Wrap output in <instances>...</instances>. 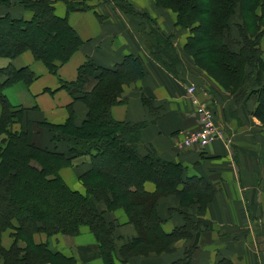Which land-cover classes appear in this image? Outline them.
I'll return each mask as SVG.
<instances>
[{
    "label": "trees",
    "instance_id": "obj_1",
    "mask_svg": "<svg viewBox=\"0 0 264 264\" xmlns=\"http://www.w3.org/2000/svg\"><path fill=\"white\" fill-rule=\"evenodd\" d=\"M57 1L64 4L66 12L89 7L84 0H21L19 4L30 12L29 18L13 17L9 13L0 15V58H15L29 50L56 74L58 67L82 44L67 17L55 13ZM112 2L124 13L148 19L150 23L140 29L144 44L167 71L177 74L180 60L176 49L153 20L136 11L127 0ZM155 2L173 10L176 25L190 30L184 51L193 57L197 67L238 101L255 96L258 104L252 114L264 125V57L260 47L264 36V0ZM62 38L66 40L64 43ZM144 72L141 59L127 54L113 67L87 59L78 67L74 80L59 79V88L66 90L73 100H82L87 109L81 119H76L70 110L62 124L39 121L51 134L52 145L47 147L31 141L29 121L23 116L26 107L11 105L4 93L18 83L30 84L34 72L29 66L0 67V133L5 134L0 140V260L3 264H71V258L50 249L47 242H34L33 234L75 236L82 226H87L99 243L104 263L114 264L115 224L98 209L99 202L105 203L108 210L122 208L136 227L137 236L119 249L121 264L131 256L161 253L177 240L190 239L202 226L207 227L196 215L206 210L215 187L203 177L186 176L180 162L165 158L151 145H145L141 137L144 121H120L112 116V107L120 102L117 94L122 85L141 79ZM89 83L91 88L86 89ZM151 100L141 95L144 105L151 106ZM14 122H23L19 132H5L4 128L8 124L12 128ZM82 155L90 156L89 167L79 175L84 194L71 189L58 172L62 165L71 164ZM143 168L148 172H141ZM146 181L154 183V191L145 189ZM168 195H174L180 206L168 208V215L185 211H181L183 222L165 231L163 223L168 216L159 212L158 200ZM193 208L194 214L187 212ZM6 229H11L15 237L8 248L1 244ZM19 241L24 246L18 245ZM195 251L196 247L186 246L182 256L170 264H196ZM212 264L233 263L228 258H219Z\"/></svg>",
    "mask_w": 264,
    "mask_h": 264
},
{
    "label": "crops",
    "instance_id": "obj_2",
    "mask_svg": "<svg viewBox=\"0 0 264 264\" xmlns=\"http://www.w3.org/2000/svg\"><path fill=\"white\" fill-rule=\"evenodd\" d=\"M128 1L136 11L148 14L158 30L170 38L180 60L177 74L167 71L144 47L138 34V24H134L138 19L135 21V17L123 13L109 1L95 0L90 10L70 13L65 11L61 3H57L56 13L66 16L69 24L84 40L80 51L58 67L56 74L51 73L40 60H36L29 50L15 58H0V67L10 64L16 68L29 66L32 71L36 70L37 77L28 84L35 94V104L13 105L26 107L23 116L29 121L31 141L50 147V136L39 132L36 126L39 121L62 124L69 117L70 110H73L76 119H80L86 112L87 107L82 100H73L66 90L59 88V79L74 80L77 67L86 59L104 67H113L127 54L138 56L144 67V76L123 86L119 99L125 102L114 106V116L116 114L117 119L124 121H144L141 137L145 145H151L165 158L180 162L185 167L186 176L206 179L215 187V192L206 210L198 215L201 224L207 225L206 228L202 226V230L194 233L192 238L179 239L161 253L131 256L124 264H170L180 258L184 248L189 245L196 247L193 256L196 264H212L219 258H228L233 264H264L263 245L260 247L253 244V227L257 218L263 224L264 233V125L252 114L258 104L255 96L238 101L234 94L196 66L193 57L184 51L190 30L176 25V13L173 10L158 6L155 0ZM5 13L13 17L30 16L21 6L16 11L8 7L0 10V15ZM260 46L264 51V36ZM189 83L195 85V98L212 108L216 122L225 129L224 138H215L203 150H178L174 140L177 132L197 126L192 96L186 92ZM91 85L89 83L86 89H90ZM142 94L152 98L151 106L141 102ZM21 123L14 122L12 127L19 130ZM73 164V168H63L59 174L72 189L80 190L82 186L77 171L89 167L90 156L79 157L73 160ZM144 187L147 191L155 190L151 181H146ZM254 200L255 204L263 207L259 217L246 213ZM97 206L104 211L106 219L115 224V250L112 257L114 264H121L119 249L137 236L136 227L122 208L108 210L103 202ZM170 207L180 208L174 195L158 200L161 214H167ZM167 216L163 223L165 231L182 222L181 218L178 220L176 212ZM33 240L36 243L47 242L52 250L71 258V264H105L99 243L87 228H81L75 236L61 233L47 236L36 232ZM14 241L11 232L2 234V245L5 248L10 247ZM18 245L24 246V243L19 241ZM0 264L3 262L0 261Z\"/></svg>",
    "mask_w": 264,
    "mask_h": 264
},
{
    "label": "rangeland",
    "instance_id": "obj_3",
    "mask_svg": "<svg viewBox=\"0 0 264 264\" xmlns=\"http://www.w3.org/2000/svg\"><path fill=\"white\" fill-rule=\"evenodd\" d=\"M95 0H84V4H87V5H89V7H88V9H86V10H82V11H70V12H85V11H88V10H90L93 6H92V3L94 2ZM107 1H109L110 3H112L113 5H114V3L112 2V0H107ZM128 1V0H127ZM19 2H21V0H0V10L2 11V9H4V8H6V7H8V8H10L12 11H16L17 10V8L18 7H20L21 5L19 4ZM58 3H62V2H59V1H57ZM128 2H130V1H128ZM18 3V4H17ZM131 3V2H130ZM132 4V3H131ZM62 5H63V7L65 8V6H64V4L62 3ZM115 6V5H114ZM132 6H133V4H132ZM22 7V6H21ZM116 7V6H115ZM134 7V6H133ZM23 8V7H22ZM118 8V7H117ZM119 9V8H118ZM56 8H55V13H56ZM120 10V9H119ZM26 11V10H25ZM121 11V10H120ZM27 12H29V11H27ZM70 12H67V13H70ZM123 12V11H122ZM30 13V12H29ZM124 13V12H123ZM57 14V13H56ZM127 14V13H126ZM131 15V14H130ZM148 15V14H147ZM133 17H135L136 19H135V21L138 19V21H140V22H138V21H136L134 24L135 25H137V28H139L138 29V34H139V36L141 37V39H142V42H143V45H144V47L150 52V54L152 55V49H150V48H147L146 47V45L144 44V40H143V38H142V36H141V31H140V29L141 28H144L145 26H147L146 24L149 22L148 21V19L147 18H145V17H143V16H137V15H132ZM149 16V15H148ZM29 18V17H28ZM149 18L152 20V18L149 16ZM67 20H68V18H67ZM68 23H69V21H68ZM150 23V22H149ZM145 25V26H144ZM72 26V25H71ZM73 27V26H72ZM74 28V27H73ZM75 29V28H74ZM261 29H262V27H261ZM77 32V31H76ZM77 34L79 35V37L81 38V36H80V34L77 32ZM62 37V36H61ZM168 37V36H167ZM169 38V37H168ZM170 39V38H169ZM61 41H62V43H64L66 40L65 39H61ZM81 41H82V44L79 46V48L73 53V54H75L78 50L80 51V49H81V47H82V45H83V43H84V40L81 38ZM261 47V49H262V46H260ZM47 48H50V46H47ZM50 49H52V46H51V48ZM49 49V50H50ZM262 51V55H263V57H264V51L263 50H261ZM72 54V55H73ZM71 55V56H72ZM70 56V57H71ZM153 56V55H152ZM153 58H154V56H153ZM70 59V58H69ZM68 59V60H69ZM67 60V61H68ZM87 60V59H86ZM85 60V61H86ZM84 61V62H85ZM42 62V61H41ZM43 63V62H42ZM45 65V64H44ZM80 66V65H79ZM78 66V67H79ZM78 67H77V69H78ZM31 70H32V68H30ZM77 69H76V71H77ZM34 72V74L36 73V70L35 71H33ZM35 76L37 77V74H35ZM58 78V77H57ZM58 83H59V80H58ZM128 84H131V83H128ZM128 84H123L122 85V88H121V91L117 94V99H118V101H121L119 98H120V94L122 93V90H123V86L124 85H128ZM4 93L6 94V96L9 98V101H10V104L11 105H24V106H31V105H34L35 104V102H34V97H35V94H33L32 93V91L29 89V85H27V84H24V83H18V84H16V85H14V86H11V87H9V88H7L6 90H4ZM125 101H123V102H119L118 104H123ZM117 105V104H116ZM115 106V105H114ZM114 106L112 107V109H111V112H112V116L115 118V119H117V115L115 114V116H114V113H113V108H114ZM73 111V110H72ZM74 113V112H73ZM85 114V113H84ZM69 115H70V113H69ZM76 116V115H75ZM84 115H82L81 116V118L83 117ZM76 118H77V116H76ZM80 118V119H81ZM117 120H119V119H117ZM10 121L12 122L13 121V119L12 118H10ZM120 121H124V120H120ZM8 126V127H7ZM6 126V128H4L5 129V132L8 130V131H12V130H15V131H18V130H16V127L14 126V127H9V124ZM37 128L39 129V132H45V133H48V135L51 137V134H50V131H49V129L44 125V124H42V125H39L38 123H37ZM19 132V131H18ZM225 135V134H224ZM1 138H5V134H3V135H0V140H1ZM31 138V137H30ZM34 144H36L35 142H33ZM61 144V146H60V148H62L63 147V144L62 143H60ZM37 145V144H36ZM66 145V143L64 142V146ZM178 150L179 149H181V148H179V147H176ZM82 156H84V155H82ZM82 156H79V157H82ZM79 157H77V158H79ZM77 158H75V159H77ZM74 159V160H75ZM68 166H70L71 168H73L74 167V164H73V161L71 162V164L70 163H68V164H64V165H62V167H60V169L58 170V172L59 171H61L63 168H66V167H68ZM144 170H141V172H148V170H146V168H143ZM82 171H77V173H78V176H77V178H78V180H79V175H80V173H81ZM60 175V174H59ZM124 174L122 173L121 174V176H123ZM61 176V175H60ZM61 178L63 179V177L61 176ZM64 180V179H63ZM65 181V180H64ZM66 182V181H65ZM79 182H80V185L82 186V188L80 187V190H76V189H73V190H76V191H78V192H80V193H82V194H84L85 193V188H84V186H83V184H82V182L79 180ZM67 183V182H66ZM67 185H68V183H67ZM69 186V185H68ZM70 187V186H69ZM71 188V187H70ZM72 189V188H71ZM215 192V191H214ZM261 197V196H260ZM260 197H258L257 199H260ZM194 207H196V205H193ZM262 209H263V207L262 206H260V205H257V203L255 204V200L253 201V204L251 205V206H249V209H248V211H246V213H249V215L251 214L253 217H259L260 215H261V211H262ZM183 210V209H182ZM182 210H179L178 212L176 211V213L179 215V219L178 220H180V218L182 219V222H183V214L181 213V211ZM183 211H185V210H183ZM195 212V208H193V210L192 209H187V212H189V213H191V214H194V212ZM198 215H196V217H197ZM199 217V216H198ZM253 219V218H252ZM253 221H255V220H253ZM181 222V223H182ZM81 228H87L88 230H89V228L87 227V226H85V227H81ZM263 224H260V222L258 221V218L256 219V224L254 225V227H253V229H254V235H255V239H254V243L253 244H257V246H262L263 245V247H264V233H263ZM12 230L11 229H6V230H4L3 231V233L2 234H4L5 232H11ZM90 231V230H89ZM12 233V232H11ZM57 234V233H56ZM66 236H71V235H66ZM1 244H2V235H1ZM3 246V245H2ZM49 246V248L50 249H52L51 248V246L50 245H48ZM4 247V246H3ZM5 248V247H4ZM1 261V260H0ZM233 263V262H232Z\"/></svg>",
    "mask_w": 264,
    "mask_h": 264
},
{
    "label": "built area",
    "instance_id": "obj_4",
    "mask_svg": "<svg viewBox=\"0 0 264 264\" xmlns=\"http://www.w3.org/2000/svg\"><path fill=\"white\" fill-rule=\"evenodd\" d=\"M186 92L192 96L197 126L193 129L177 132L174 140L176 141V146L179 148L202 150L215 138H224L225 129L221 124L216 122L212 108L207 103L195 98L194 84L189 83L186 85Z\"/></svg>",
    "mask_w": 264,
    "mask_h": 264
}]
</instances>
